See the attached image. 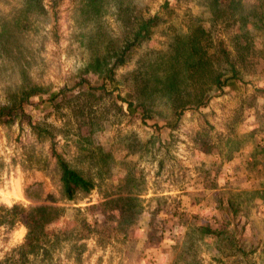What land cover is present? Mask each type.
Listing matches in <instances>:
<instances>
[{"label":"rangeland","instance_id":"1","mask_svg":"<svg viewBox=\"0 0 264 264\" xmlns=\"http://www.w3.org/2000/svg\"><path fill=\"white\" fill-rule=\"evenodd\" d=\"M153 15L161 22L116 69L112 94L89 97L75 86L102 82L88 65ZM261 17L264 0H0V106L22 90L36 93L23 115L0 120V204L64 209L55 234L44 231L40 255L25 263L13 253L25 226L1 229L0 264H264ZM238 46V78L216 90L209 79L229 75L225 55L235 59ZM134 79L138 92L127 99L143 103L149 118L115 98L133 91ZM204 83L206 103L175 121L177 98L196 101ZM61 89L66 96L54 98ZM34 124L52 140L39 139ZM166 124L174 128H154ZM52 147L93 179L90 194L62 198ZM129 196L137 200L132 210ZM217 200L246 223L244 254L197 230L222 228Z\"/></svg>","mask_w":264,"mask_h":264},{"label":"trees","instance_id":"2","mask_svg":"<svg viewBox=\"0 0 264 264\" xmlns=\"http://www.w3.org/2000/svg\"><path fill=\"white\" fill-rule=\"evenodd\" d=\"M263 18L264 17L259 18L258 21H263ZM160 22L161 19L157 15L150 16L146 19L143 17L140 18L138 20L137 26H135L133 29L132 37L129 41L119 47H111L104 56V59H93L92 62L88 65L89 68H87V70H92L91 68L93 67V70L96 69L97 75L103 76L102 82L97 85L96 82L91 83V81H89L88 79H82L75 86H77L80 91L86 92V95L89 97H94L97 94L110 95L111 92L109 91V87L115 82L116 69L124 66L129 62L131 53L134 49L140 47L144 42L150 40V34L152 33L151 30L155 28ZM245 24L246 23H241L239 32H245L243 31L242 27ZM242 35L244 39L245 33H242ZM249 46L250 42L245 41L243 48L248 49ZM238 48V56H236L235 59H230L228 55H225V61L230 66L229 75L225 79H223L224 76H226L224 74H218L209 79L216 90H222L230 80H235L236 78H238V70L235 66H237L238 63H241L240 60H244L240 55L241 47L238 46ZM94 61L97 62V64L92 65ZM170 64L171 62H166L162 67L163 76H165L166 79H169L171 77L169 70ZM138 74L139 76H136V78L140 79V81L143 82V78L140 72ZM197 77L198 72H192L189 76V79L192 82H196L194 78L196 79ZM175 83L176 82H168L167 84L168 86H173V84ZM206 83L208 84L209 82ZM206 83L203 84L200 92L195 93L196 101H191L189 99L190 95H188L187 97L177 98L178 103L173 107V116L175 118V121H178L188 109L194 108V106L195 109H197L206 103V90H204L203 88ZM133 88V91L127 93L128 95L125 98L121 97L120 95H116L115 98L125 103L129 109H141L144 113L143 119L149 118L147 115V110H145L144 106L142 105L143 103L140 102V104H135L131 100L127 99L129 97H132L133 93L138 92V90L136 89V79H134ZM33 92V89L29 91L22 90L18 94L11 95V97H9L8 99V103L0 106V120L3 118H11L16 112H20L23 115L24 104L29 103L31 97L36 95V93ZM65 92L66 91L61 89L54 96V98H58V96H66V94H64ZM181 93L182 92L179 90L175 91L176 96H180ZM54 98L48 99L47 102H54ZM31 128L36 133L39 139L48 138L52 140V134L48 131V129H44L35 124L31 125ZM154 128L159 131L161 128L172 129L174 128V126L171 124H166L162 127L155 126ZM51 145L53 146V143H51ZM52 156L55 158L59 170V184L62 198H65L67 201H73L77 195H88L97 187L92 178L87 177L80 171L72 169L61 157V155L58 154L55 149H53V147ZM119 199L120 197L117 201H119ZM219 200H217L216 211L218 212L216 213L217 215L219 214L218 216H220L221 219H216V223L223 225L222 228L212 229L207 223L198 226L197 230L203 237L210 236L217 239L219 238V240L226 241L229 246L237 248V250L244 254L245 251L241 246L243 244L242 239L243 233L245 232L246 223H241L240 220L237 219L236 210L231 203L223 204ZM110 203L111 201L104 202V205H108ZM135 203H137L136 197H127L126 204H124L127 206L126 210H129V208L130 210H132L131 207H135ZM121 210H123V208H121ZM63 212L64 209L58 208L53 205L26 207L17 203L11 206L0 204V230L3 229L4 231H12L19 224L25 226V228L27 229V233L24 243L21 244L17 249L13 250V253H17L21 262L25 263L29 260L30 256L34 259L40 255L39 253L43 248L41 245V237L44 234V231H48L51 226H56L58 219L62 216ZM182 213L186 215L187 211L184 210ZM55 229L56 227L51 228L52 234H55Z\"/></svg>","mask_w":264,"mask_h":264}]
</instances>
